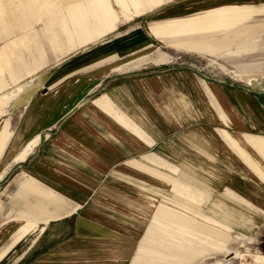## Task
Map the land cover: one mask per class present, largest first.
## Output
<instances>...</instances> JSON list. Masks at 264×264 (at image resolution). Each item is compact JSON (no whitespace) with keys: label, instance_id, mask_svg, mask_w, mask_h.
<instances>
[{"label":"crops","instance_id":"1","mask_svg":"<svg viewBox=\"0 0 264 264\" xmlns=\"http://www.w3.org/2000/svg\"><path fill=\"white\" fill-rule=\"evenodd\" d=\"M166 1L92 0L85 12L61 0L40 29L35 13L11 8L8 26L0 14V38L20 32L5 46L16 58L0 49V91L13 87L0 98L83 47L18 121L0 119V264H197L227 242L221 228L252 229L253 264L263 259L264 22L250 20L264 8L212 0L147 31L117 28ZM156 40L219 53L220 72H144L171 60Z\"/></svg>","mask_w":264,"mask_h":264},{"label":"rangeland","instance_id":"2","mask_svg":"<svg viewBox=\"0 0 264 264\" xmlns=\"http://www.w3.org/2000/svg\"><path fill=\"white\" fill-rule=\"evenodd\" d=\"M60 1L61 0H0V14H2V23L6 26H8L9 19L7 15L8 12L10 13L11 8H18L19 10H22L24 13L30 14L35 13L37 16L31 15L33 18H36V20L32 21L31 23H34L32 27L34 29H40L44 28V25L46 21L44 20V14L45 13H51L55 14L54 10L59 9L60 7ZM88 1L92 0H85V12H88L90 9H93V5L87 4ZM98 1V0H97ZM204 1V3H202ZM212 0H168L161 4L160 6L147 11L141 15L134 16L130 20L120 23L117 28L125 30L134 28L137 26H143L144 30H148V25L150 22L164 19L168 17H175V16H184V15H190L194 12L201 11L203 9H207L210 5ZM13 2L15 3L13 5ZM200 2V3H199ZM253 3L259 6L260 8H264V0H233V3ZM201 5V6H200ZM95 8V7H94ZM116 8L119 10V8L116 6ZM30 12V13H29ZM86 14V13H85ZM93 14V13H90ZM89 14V15H90ZM87 15V14H86ZM44 16V17H43ZM264 22V12L259 13L254 18L250 20V22ZM53 30H60L59 27L56 28L54 25ZM61 28V27H60ZM89 27H86V29ZM20 34L19 31H16L13 36H6V34L2 35L0 38V49H4L5 53L8 54V56L11 57V59L16 58V52L6 49V45L13 40L16 36V34ZM245 39V38H244ZM13 44H16L14 42ZM156 47H159L160 50H163L167 52L171 56V60L169 62L160 64V65H153L144 68V72H152L157 70H169L173 68H191L194 69L197 73L208 76L211 71L213 72H220L219 69H215L212 65H215L212 61L215 60L217 63H219L221 58H219V53L217 55L215 54H202L197 52H185V51H177L162 42L156 40L154 43ZM86 46V45H85ZM155 47V48H156ZM235 47V46H234ZM234 47H225V51H231L235 50ZM83 47H80L66 55H64L61 59L55 60L54 57L43 67L39 68L34 73H31L30 75L25 76L22 78L16 85L18 88V92H15L14 96L12 98H9L6 96H2L1 98H5V100H1L0 104H3L1 110H3V113L0 114V119L6 118L9 123L12 122V119H15L18 121V115L23 106L26 104L27 99L39 90L42 86L40 85L43 81V79L52 71L53 67L56 66L60 61L67 58L71 54L75 53L76 51L82 49ZM36 49H39V46H37ZM209 55V56H208ZM213 57V58H212ZM264 88V84L262 85ZM10 88H5L4 90L0 91V96L4 95L7 92H10ZM0 98V99H1ZM153 183V181H151ZM155 184V183H153ZM3 185H0V188H2ZM150 211L149 213L144 214V225L148 223L149 219L154 215L153 209L154 207H149ZM198 219H201L198 217ZM213 225H215V222H213ZM215 231H221V234L226 233L227 242L223 243V245L213 244L212 246V255L213 258L207 259L206 261H198L197 264H253V252H254V245L252 243V229H237V228H221L218 229H212ZM225 232V233H224ZM241 233H245L247 236L242 235ZM229 243V244H228ZM232 243V244H231ZM229 245V246H228ZM240 249L242 251H240ZM229 251H232L236 253L238 256H245V259L240 261V259H232L231 257L233 254ZM200 253V250L197 251ZM201 252H204L202 250ZM226 252H229L225 254ZM218 253V254H217ZM235 256V255H234ZM260 257V256H259ZM257 257V260L260 262H264L263 259ZM257 261V264H258Z\"/></svg>","mask_w":264,"mask_h":264},{"label":"bare ground","instance_id":"3","mask_svg":"<svg viewBox=\"0 0 264 264\" xmlns=\"http://www.w3.org/2000/svg\"><path fill=\"white\" fill-rule=\"evenodd\" d=\"M225 215V214H224ZM223 220V219H222Z\"/></svg>","mask_w":264,"mask_h":264}]
</instances>
